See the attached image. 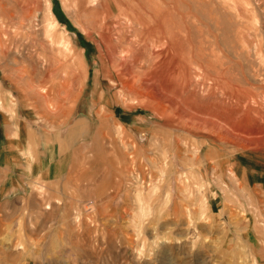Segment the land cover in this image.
<instances>
[{"label": "rangeland", "instance_id": "374dc122", "mask_svg": "<svg viewBox=\"0 0 264 264\" xmlns=\"http://www.w3.org/2000/svg\"><path fill=\"white\" fill-rule=\"evenodd\" d=\"M0 264H264V0H0Z\"/></svg>", "mask_w": 264, "mask_h": 264}, {"label": "bare ground", "instance_id": "6f19581e", "mask_svg": "<svg viewBox=\"0 0 264 264\" xmlns=\"http://www.w3.org/2000/svg\"><path fill=\"white\" fill-rule=\"evenodd\" d=\"M54 26H55L54 22H49V28L50 29L54 28Z\"/></svg>", "mask_w": 264, "mask_h": 264}]
</instances>
